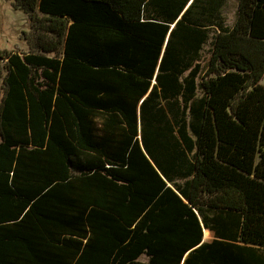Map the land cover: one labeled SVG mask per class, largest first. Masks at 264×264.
<instances>
[{
	"label": "trees",
	"instance_id": "1",
	"mask_svg": "<svg viewBox=\"0 0 264 264\" xmlns=\"http://www.w3.org/2000/svg\"><path fill=\"white\" fill-rule=\"evenodd\" d=\"M230 1L14 0L0 264H264V0Z\"/></svg>",
	"mask_w": 264,
	"mask_h": 264
},
{
	"label": "rangeland",
	"instance_id": "2",
	"mask_svg": "<svg viewBox=\"0 0 264 264\" xmlns=\"http://www.w3.org/2000/svg\"><path fill=\"white\" fill-rule=\"evenodd\" d=\"M14 0H0V50L27 52L29 45L27 35L31 32L29 16L13 5ZM237 3L231 0L225 9L227 24L232 25L236 19ZM209 47H206V55ZM264 85V78L260 82ZM212 239V234L204 235V240ZM146 257H142L146 261Z\"/></svg>",
	"mask_w": 264,
	"mask_h": 264
},
{
	"label": "crops",
	"instance_id": "3",
	"mask_svg": "<svg viewBox=\"0 0 264 264\" xmlns=\"http://www.w3.org/2000/svg\"><path fill=\"white\" fill-rule=\"evenodd\" d=\"M206 231V230H205ZM206 233V235H208L209 234V231H207V232H205ZM205 241V240H204ZM210 241V240H209Z\"/></svg>",
	"mask_w": 264,
	"mask_h": 264
}]
</instances>
